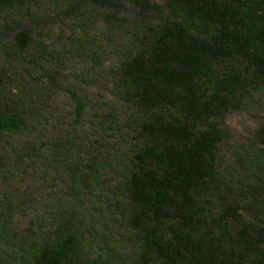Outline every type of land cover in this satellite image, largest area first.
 <instances>
[{
  "label": "trees",
  "instance_id": "1",
  "mask_svg": "<svg viewBox=\"0 0 264 264\" xmlns=\"http://www.w3.org/2000/svg\"><path fill=\"white\" fill-rule=\"evenodd\" d=\"M78 59L96 99L65 86L75 105L59 111L61 70ZM257 105L255 143L233 140L229 117ZM2 138L18 143L0 146V174L53 160L72 198L22 264H112L77 230L93 220L97 243L118 244L119 223L132 233L114 264H264V0H0Z\"/></svg>",
  "mask_w": 264,
  "mask_h": 264
},
{
  "label": "rangeland",
  "instance_id": "2",
  "mask_svg": "<svg viewBox=\"0 0 264 264\" xmlns=\"http://www.w3.org/2000/svg\"><path fill=\"white\" fill-rule=\"evenodd\" d=\"M35 35L36 40L32 45L33 53L38 48L37 43L44 41V38L38 32L35 31ZM56 35V48L60 50L62 43L69 40L71 30L68 26L59 24ZM47 43H51V40L47 41ZM61 72L67 77V80L61 86H58L51 103L59 111L62 109L72 111L74 98L65 92L66 89L64 87L68 86L76 91L77 87L83 86L80 80L84 77V73L87 79L88 76H96V71L90 69V63L78 59L71 66L64 67ZM42 73L39 71L36 77L42 79ZM88 85L83 86L87 89L84 93L85 97L83 95L81 97L88 102L90 99L94 101L96 99V88L92 85L90 86V84ZM257 106V109L254 108L249 113L238 112L229 117L228 122L231 127L233 140L243 141L248 144L255 143L257 129L263 114V109L259 105ZM86 116H88V113H86ZM17 143L18 140L16 138L11 141L10 138H2L0 146L1 149L8 147V153H11ZM52 161L44 166L36 164L35 170L28 174L11 171L0 174V247L5 253L2 256L15 257L17 264H22L20 257L24 256L27 251L34 253L47 248L43 243L45 241L50 243L51 239L57 236V224L65 222L68 218L67 209L59 205L63 199L72 200V198L67 196L71 192L66 188L56 172L55 164L51 165ZM0 167L8 170V167ZM63 191L66 194H63ZM8 216L10 218L5 223L4 221ZM75 226L76 224L74 223L70 225V233ZM76 227L77 230L85 232L89 241L92 242V249L89 255L91 258L103 259L110 253L111 262L114 264L119 259L133 255L128 241L132 233L120 223L117 224L116 228L120 229L121 234H117L115 239L119 243L113 245L109 240H106L105 244H101L93 239L92 233L88 231L100 233L101 229L100 224H96L94 220L89 227L84 224ZM30 264L40 263L36 258H30Z\"/></svg>",
  "mask_w": 264,
  "mask_h": 264
}]
</instances>
